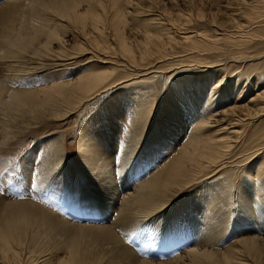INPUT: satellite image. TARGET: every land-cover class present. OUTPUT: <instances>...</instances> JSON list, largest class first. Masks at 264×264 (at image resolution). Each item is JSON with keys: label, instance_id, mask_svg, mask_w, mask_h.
Wrapping results in <instances>:
<instances>
[{"label": "bare ground", "instance_id": "1", "mask_svg": "<svg viewBox=\"0 0 264 264\" xmlns=\"http://www.w3.org/2000/svg\"><path fill=\"white\" fill-rule=\"evenodd\" d=\"M90 1L93 0H50L47 7L41 6L40 0L9 2L13 6H19L20 11L12 14L9 24L0 33V43H8L14 39L22 50L34 48L25 61H31L29 64H33V68L44 67L46 70L77 61H81L82 67L74 77L67 78L70 76L67 73L65 78H57L53 83L42 87L21 89L9 85L5 80L0 81V110L10 120H15L11 116L12 110L19 104L23 107L16 109L21 115L32 111L44 122L50 121V118L65 121L70 114L87 112L85 108L91 107L92 99L100 93L109 92L112 97L105 101L102 99L104 102L96 113V116L105 117L110 110L115 113L127 104V101L117 95L115 88L121 86L120 90H126V82L136 81L142 90L136 95L133 89L129 90L128 95L135 97L134 103L131 108L126 106L121 117L132 125L128 135L135 140L136 149L126 150L132 156L136 155L138 145L146 136L152 135V141L157 136L165 137L167 140L163 139L164 145L174 153L170 158L167 157L169 160L160 165L159 169L142 178L136 187L128 186L132 189L130 192L125 186L122 204L113 225L76 224L39 205L40 203L0 198V264H253L249 258L255 264H264V258L260 257L264 244L262 235L226 237L234 204L239 202L235 196L238 199L241 197V201L258 211L260 217L263 215L260 206L264 202V78H261V72H258L259 68H255V65L244 67L246 59L253 60L255 54H245L240 48L253 43L254 39L260 44L264 42V33H258L260 28H264V0H237L238 6H234L237 11L233 14L236 18L234 20L238 22L235 31L216 27L215 41H222L224 46H234L239 57L235 55L233 60L244 61L233 69L227 80L224 66L218 62L202 63L198 56H191L186 62L177 64L183 69L173 73L174 77L170 80L174 82L170 83L172 86L160 85L153 89V80L161 78L162 74L168 75L171 71L166 70L172 67L160 69L163 64L158 67L154 64L162 52L161 48L166 45L174 46L177 40L181 45L189 43L187 52L185 49L167 56L176 59L186 56L182 54L193 53L200 42L209 41L210 38L194 29H188L186 17L169 21L158 14L149 15V19L139 22L132 17L139 0H114L118 5H114L117 11L113 16L114 27L110 30L106 28V32L115 41L94 39L93 43L87 40L75 43L71 36L84 39L93 38V34L95 37L103 36L98 27L93 25V3ZM239 4L250 6L254 14L244 15L242 5ZM0 10H3L2 5ZM128 19L132 20L129 24L138 23L136 35L143 37V41H136V49L126 46V39L122 40L115 35V32L125 30L123 24ZM254 30L257 31L255 37L259 39L254 37ZM260 33L262 34L259 35ZM257 55L260 56V52ZM25 62L21 59L9 61L6 67L9 74L6 77L10 79L15 70L22 69L23 66H19ZM200 63L202 65L198 68H202V71L197 72L196 65ZM250 90L252 95L247 98ZM173 93L178 96H173ZM157 95L165 98L163 104L169 106H161L163 99H158ZM189 104H193L192 107L179 114ZM228 104H231L229 108L222 109ZM158 105L162 109L160 111H168H163V115L154 118L153 111ZM103 121L104 119L97 121L94 128L93 124L86 129L82 128L78 140L84 143L81 142L79 146V159L82 161L81 167L87 169L86 173L92 178V182L97 179V184L107 183L109 188L112 181L109 169L112 153H105V150L96 152L95 146L96 140L99 143L104 140L101 133H107V127L98 128ZM113 122L110 124H114ZM103 124L107 125L108 122ZM253 127L254 132L250 133ZM175 130L177 134L172 133ZM105 142L104 140V144L107 143ZM151 143L149 141L147 144ZM92 145L94 152L88 155L87 150ZM50 151L58 153L59 160L65 158L66 148L63 142ZM257 157L259 159L255 160ZM126 159L128 158L124 156L122 165L128 161ZM238 164H242L244 169L231 178L228 172L237 167L240 169ZM93 165H98L94 171ZM245 169L251 170L254 175L248 177L244 174ZM204 181L211 190L205 200L209 205L203 206L206 221L191 248L184 249L174 261L155 263L139 258L125 243L124 237L115 231L114 226L127 231L137 220L164 211V208L184 196L188 188ZM255 183V191H251L247 186ZM112 192V195L119 196L116 189ZM107 194L109 195L108 192ZM249 196H252L251 203L247 201ZM90 209L81 207L86 216L91 212ZM102 220L101 218L100 221Z\"/></svg>", "mask_w": 264, "mask_h": 264}, {"label": "rangeland", "instance_id": "2", "mask_svg": "<svg viewBox=\"0 0 264 264\" xmlns=\"http://www.w3.org/2000/svg\"><path fill=\"white\" fill-rule=\"evenodd\" d=\"M10 1L11 0H0V6H3V10H0V33H2L6 25L9 24L12 14L14 12L19 13L20 11V7L11 5L9 3ZM49 1L40 0L41 6L47 7L50 4ZM236 1L237 0H139V5L135 7L132 15L135 20L142 22L149 19V15L158 14L169 21H173L178 17H186L188 19V29H194L208 39L210 38L209 41L200 42L198 49L193 53L182 54L186 56H180L176 59H171L167 56L180 53L185 49L187 52L189 43L181 45L177 40L174 46L166 45L161 48L162 52L157 58L158 61H155L154 64L157 67L163 64L164 66L160 69L172 66L169 70H166L171 72H167L168 75L162 74L161 78L153 80L154 83L151 84L153 86L152 89L160 85H163V87L172 86L171 84H174V82H170V80L172 79L171 77H174L173 73L177 72L180 68L183 69V67L177 64L186 62L191 59V56H198V60L202 63L205 61L218 62L225 67V71H227V74L225 73L227 76L226 80L228 79V75L232 73L233 69L241 65L244 61H234L233 58L235 55H238L234 46L227 44L225 46L228 48H226L222 41H215L217 38L215 32L216 27H225L230 31H235L238 22L234 20L236 18L233 14L237 11L236 9L234 10V6H238L239 3ZM251 2H253V0ZM90 3H93V25L98 27V30L102 32L103 36L96 35L97 37H95L93 34V38L91 39L71 36V39H73L75 43L77 41L83 42L84 40L93 43L94 39L112 42L114 39L108 36L106 28L110 30V28L114 27L113 16L117 13L114 5L117 4L114 0H93L90 1ZM227 5H229V8H227ZM240 5H242L241 9L244 15L250 16L254 14L253 10H250V6H243L245 4H239V6ZM243 13L241 12L240 14L243 15ZM129 21L132 20L128 19V21L126 20L123 24L125 30L122 32H115V35L122 40L126 39V46H131L136 49V41H143V37L136 35L138 23L129 24ZM253 26H255V23ZM262 29L264 28H260L258 33H264ZM255 33H257V31L254 32V37L256 36ZM255 38L259 39L258 37ZM256 41L257 40L254 39L253 43L251 42V44L249 43V45L247 44L243 46V48L241 46L240 49L244 50L246 52L245 54H255L253 60L246 59L247 62H245L247 64L243 63V65L244 67L252 64L255 65V68H259L258 72H261V78H264V42L260 44ZM33 50L34 48L32 47L26 50L20 49L16 45L14 39H11L8 43H0V81L5 80L9 82V85L11 84L13 87L21 89L34 88L37 86L42 87L48 83H53L57 78H65L67 73L68 75L70 74L67 78H71V76L74 77V74L81 66V61L80 63L77 61L72 64L60 66L62 69L59 66L46 70L44 67L33 68L34 65L29 64L31 61L25 62ZM259 52L260 56L257 55ZM16 59H21L25 63H21L19 67L23 66L22 69L19 68L21 70H15V74L9 79V77H6L8 73L6 72V67H8L7 64L9 61ZM202 63L197 64L196 67H200L199 65H202ZM25 69L27 71H25ZM198 71H202V68H198L197 72ZM22 72L23 74H18ZM207 77L208 75L206 74L205 78ZM234 78L236 77H233V80H236ZM249 79L251 80L252 78ZM132 83L136 84L132 85ZM125 85H127L126 90H120L121 86H118L114 91H118L117 95L127 101V108H131L135 97L128 95L129 90L133 89L136 95L137 93L139 94L142 88L136 81L126 82ZM174 86L176 87L177 83ZM251 91L252 90L247 92L249 96L246 93V97L248 96L247 98L250 97V94L252 95ZM173 96H178V94L173 93ZM110 97L112 96L109 92L100 93V95L90 101L91 107L85 108L87 112L84 111L83 114L77 112L80 116L76 113L70 114L65 121L63 120L64 122L55 118H50V121H41L32 111H27L26 114L21 115L16 109L23 107V105L19 104H16L12 110L13 113L11 116L15 120H10L9 116L0 110V198H4V200L6 199L8 201L30 200L37 204L40 203L39 205L48 208L64 219L67 218L66 220L76 224L98 225L104 223L113 225L122 204V198L124 197L123 192L125 189L128 188L129 190L127 191L130 192L132 190H130V187H136V185L141 182L142 178L147 177L155 172L156 169H159L158 167L164 165L174 152L173 150L169 151L166 145H164L167 140L165 137L157 136L152 141L150 140L152 135H149L138 145L136 155L132 156V153L126 150L127 148L130 150L136 149L134 147L136 143L135 140L130 139L128 135L132 130V127H130L132 125H130V122L121 118L126 106L115 113H112L110 110L105 114V117L104 115L96 116L100 104ZM157 97L160 100L163 99L162 105L160 104L161 106H169V104H163L165 98H161V95H157ZM102 99L104 101H102ZM160 105L153 111L154 118L160 117L161 114L163 115V111H168L167 109L160 111ZM192 105L193 104L186 105L179 111V114H181L182 111L189 110ZM230 105H225L222 109H227ZM105 107L108 108L107 106ZM198 110L199 108L196 109L194 113ZM229 115H231V113H229ZM101 119H104L103 123L108 122V126L103 123L102 125H98V128L107 127V133H101L103 139L107 143L105 142L106 144H104V140H101L99 143L98 140L95 139L97 143L95 146L97 148L96 152L105 150V153H109L110 151L112 153V160H110L111 166L109 167L112 181L109 188L107 183L97 184V179H93L94 181L92 182V178L86 173L87 169L81 167L82 161L79 159V146L84 143V141L78 140L80 133L83 131L82 128L86 129V127H90L92 124L94 128V124ZM112 121H114V124H110ZM254 129L255 127L252 128L250 133H253ZM109 133L111 136L108 137ZM172 133H176V130ZM172 133L171 135H174ZM250 137L253 136L250 135ZM163 139H165V141ZM149 141L152 143L147 144ZM60 142H63V146L66 148L65 158L62 160H59L57 156L58 153H52L53 151H50V149L57 148ZM169 145L172 146V144ZM94 149L93 145L90 146L87 150V154L91 155ZM124 156L128 158L126 159V161H128L122 165ZM168 156L169 158H167ZM257 159H259V157L255 158V160ZM238 166H241V168L239 169V167H237L233 170H229L228 175H230L231 178L244 169L242 164H238ZM96 167H98V165H93V171ZM244 174L248 175V177L254 175L251 170L247 171L246 169L244 170ZM205 182L206 181L197 183L195 187L191 186L188 188L184 196L178 198L172 205L167 206L168 208H164V211L153 214L152 216L150 215L148 218L145 217L137 220L127 231L125 229L123 231L120 227L114 226L115 231H118L117 233L120 234L122 238L124 237L125 243L137 253L139 258L148 259L155 263L174 261L175 257L181 254L184 249L191 248L190 246L193 241L199 236H197V233L200 234L199 231L206 221L203 206L209 205L205 200L208 198L206 195L210 194L211 190L205 185ZM256 184L257 183L250 184L247 187H249L251 191H255L253 187H255ZM106 187L108 189H104ZM114 189L119 193V196L117 194H111ZM120 193H122V195ZM235 197L239 202L234 204L233 215L228 223L229 226L226 237L229 238L230 236L236 235L238 238H245L252 234H259L264 237V202L260 206L263 211V215L260 217L258 211L246 205L245 201H241V197L240 199H238L237 196ZM186 198L189 200H185ZM247 201L251 203L252 196H249ZM241 203L244 204L241 205ZM81 207L85 209H90L91 207L92 210L90 209L91 212H88L86 216V212L81 211ZM79 214L81 216H79ZM100 217L103 219L102 221H100ZM117 227L118 230H116ZM194 235H196V237ZM261 240L264 241V239ZM262 246L263 250L260 257L264 258V244H262ZM249 261L255 264L252 258H249Z\"/></svg>", "mask_w": 264, "mask_h": 264}]
</instances>
